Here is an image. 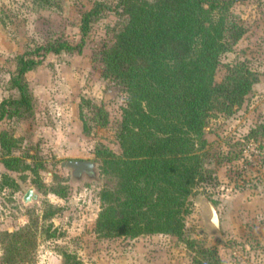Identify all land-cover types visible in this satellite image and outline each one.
<instances>
[{"label":"rangeland","instance_id":"rangeland-1","mask_svg":"<svg viewBox=\"0 0 264 264\" xmlns=\"http://www.w3.org/2000/svg\"><path fill=\"white\" fill-rule=\"evenodd\" d=\"M117 2L0 0V104L19 97L10 85L19 55L56 41L78 43L82 14L105 5L80 52L47 53L24 75L32 110L0 119V133L17 140L12 153L30 166L6 169L0 149V264H208V249L217 251L218 264H264V135L250 136L264 124V0H236L231 8L245 32L221 56L214 80L242 62L254 83L232 114L215 112L206 122L208 173L188 199L183 240L97 232L101 193L116 179L103 173L95 153H121L117 132L127 97L121 84L102 75L101 50L126 20ZM95 105L106 111V124L95 119ZM73 160L94 162V174L73 175L66 165ZM30 187L33 195L24 201ZM203 196L217 208L221 235L205 221Z\"/></svg>","mask_w":264,"mask_h":264},{"label":"trees","instance_id":"trees-1","mask_svg":"<svg viewBox=\"0 0 264 264\" xmlns=\"http://www.w3.org/2000/svg\"><path fill=\"white\" fill-rule=\"evenodd\" d=\"M235 2L118 0L126 20L115 41L101 50L102 75L121 84L127 97L117 132L121 153L107 148L95 153L103 173L116 179L113 188L101 193L97 232L129 238L174 235L183 240L188 199L208 173L206 122L215 112L232 114L254 83L242 62L228 65L223 79L214 80L221 56L245 32L231 19ZM104 8L95 3L82 14L78 43L56 41L17 57L10 85L19 97L0 104V119L32 110L24 75L47 53L80 52L91 22ZM93 108L99 124H106V111ZM258 134L264 135V124L250 132L253 137ZM16 144L14 137L0 133L1 162L8 170L30 169L12 153ZM203 254L208 264H218L215 249Z\"/></svg>","mask_w":264,"mask_h":264},{"label":"water","instance_id":"water-1","mask_svg":"<svg viewBox=\"0 0 264 264\" xmlns=\"http://www.w3.org/2000/svg\"><path fill=\"white\" fill-rule=\"evenodd\" d=\"M66 165H69L72 168L88 167V169L92 171L95 166V163L92 161H87V160H73V161L66 162ZM33 192H34V189L30 187L24 196V201H29V199L33 195ZM202 199L209 210V214L205 218L206 223L211 225L214 231L218 233L219 235H221V225H220V219H219L217 208L214 206L213 202L206 196H203Z\"/></svg>","mask_w":264,"mask_h":264},{"label":"flooded vegetation","instance_id":"flooded-vegetation-1","mask_svg":"<svg viewBox=\"0 0 264 264\" xmlns=\"http://www.w3.org/2000/svg\"><path fill=\"white\" fill-rule=\"evenodd\" d=\"M72 171H73V175L78 176V177H81L82 175L92 176L94 174V168H93L92 171H90L88 169V167H85V168H81V167L72 168Z\"/></svg>","mask_w":264,"mask_h":264},{"label":"crops","instance_id":"crops-1","mask_svg":"<svg viewBox=\"0 0 264 264\" xmlns=\"http://www.w3.org/2000/svg\"><path fill=\"white\" fill-rule=\"evenodd\" d=\"M219 219H220V217H219ZM220 225H221V220H220ZM263 235H264V232H263Z\"/></svg>","mask_w":264,"mask_h":264}]
</instances>
